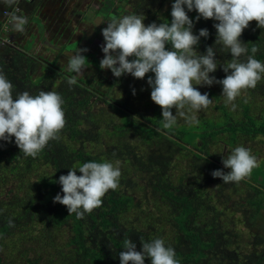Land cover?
Wrapping results in <instances>:
<instances>
[{"label": "trees", "instance_id": "trees-1", "mask_svg": "<svg viewBox=\"0 0 264 264\" xmlns=\"http://www.w3.org/2000/svg\"><path fill=\"white\" fill-rule=\"evenodd\" d=\"M20 1L29 6L33 2ZM173 2L156 0L149 5L146 25L152 22L170 23ZM165 3L169 6L162 10ZM33 9L35 4L30 12ZM12 12L13 5L0 8V29L3 25L9 26L8 14ZM188 16L194 21L193 34L198 35L200 29L209 32V36L201 37L196 46L202 54L206 47L214 46L216 30L213 25L218 22L203 18L196 20L195 10L188 12ZM7 33L13 41L6 44L0 42V70L13 84V96L24 91L33 96L41 90L51 91L50 87L59 77V83L53 91L64 100L62 109L66 123L59 133V139L50 140L35 158L25 157L15 145L14 137L13 142L0 141V180H4L5 176L19 177V173L15 172L21 171L22 175L30 173L32 168L48 167V172L37 175L35 186L29 185L27 199L19 213L11 215L0 210V247H3V241L7 238L25 231L27 226L24 225L30 222H23H28L38 214L45 233L68 229L67 233L71 234L67 237L71 249L69 253L59 254L57 264H120L119 252L124 251L126 239L135 243L139 251L141 243L151 242L155 238H162L165 246L175 249V259L179 264H264V247L240 253L241 242L238 238L241 231H236L232 225L224 226L220 218L226 216V204L230 201L226 193L229 189L226 187L245 191L243 202L246 210H242V221L246 224L244 229L250 231L248 225L252 223L249 217H256L255 214L262 210L264 189L260 184L257 186L250 182L247 177L239 182L241 186L236 182L223 183L220 178L211 175L217 169L229 171L223 164L219 165L223 154L216 149L217 144L234 146L241 139L255 141L256 138L264 141V101L255 103L252 100L254 96L264 94V82L260 85L261 89L256 86L249 92L252 99H239L236 112L231 111L224 101L219 102L220 94L210 89L207 93L214 98L212 107L216 113L209 115L214 118L207 115L200 120L198 117L199 123L192 125L177 119L175 126L164 129L161 109L151 101L150 94L145 97L137 91V79L130 74L119 78L102 75L99 77L101 79L93 77L88 82L81 77L76 79L75 85L70 86L67 81L73 76L53 68L43 70L42 66L41 73L36 74L39 62L27 53L11 29ZM240 40L248 49L240 57L242 61H246L248 55H253L251 48L255 46L258 51L253 58L264 63V28H258L256 22L251 21ZM166 47L170 48V45ZM214 51L221 53L217 56L220 66L231 59V53L227 49L222 50L221 46H215ZM151 75L148 73L139 80L147 82ZM116 92L123 97L119 99ZM143 99L148 101L145 106H139L138 101ZM96 100H102L104 105L93 112ZM87 121L97 128L96 142L104 146L99 152L70 144L71 141H83L90 136V125L80 128ZM175 152L176 156L180 153L189 156L191 161L189 165L181 167L177 174L173 163L175 157L172 156ZM105 161H119V165L122 164L125 169L121 173L118 189L108 191L102 207L90 214L86 213L83 219H77L74 213L68 215L65 206L53 203L57 193L63 196L61 186L57 183L60 175H67L69 169L78 170L87 162ZM203 167L210 173L201 177L198 172ZM76 174L79 176V171ZM212 182L216 188L213 191L206 190V185ZM151 195L154 200L153 215L146 213L148 197ZM160 206H164L165 210H161ZM131 211L137 212L136 218L127 217ZM9 221H12V226H9ZM254 221L257 219L254 218ZM251 233L256 239L255 245L264 243V232ZM53 244L51 241L50 245ZM145 264H150L148 258H145Z\"/></svg>", "mask_w": 264, "mask_h": 264}, {"label": "clouds", "instance_id": "clouds-1", "mask_svg": "<svg viewBox=\"0 0 264 264\" xmlns=\"http://www.w3.org/2000/svg\"><path fill=\"white\" fill-rule=\"evenodd\" d=\"M4 5H17L19 0H2ZM187 9V11L185 10ZM195 10L196 20H214L216 30L214 46H208L203 54L196 51L200 38H207V29H200L193 34L194 21L188 12ZM9 26L13 32L24 33L28 20L16 12L9 13ZM171 22L157 24L143 23L141 15L112 17L101 30L104 43L101 45L103 59L99 67L110 70L116 78L130 74L136 79L148 76L147 84L151 88L150 99L161 109L162 126L171 129L181 117L189 125L198 124L197 113L212 104L208 93H201L194 85L222 86L221 95L225 103L236 109L235 99L243 91L254 89L264 74V63L253 58L258 48L253 46L246 61L240 57L248 52L240 37L251 21L258 28H264V0H174L171 5ZM170 45V48L166 47ZM215 46L227 49L231 59L221 65L225 73L223 79L210 76L217 70ZM77 49L69 61L70 72L83 75L86 57ZM131 58V59H130ZM231 70V71H230ZM67 83H77L74 77ZM13 84L0 70V141L13 142L25 157L35 158L47 146L50 140L59 139V133L65 126L62 109L64 100L55 91L41 90L33 96L28 91L13 96ZM133 94H135L133 90ZM175 109V115L172 110ZM119 161L114 166L111 162H87L76 169H69L67 175H60L57 183L59 193L53 203L67 208L68 215L75 214L83 219L85 214L102 207L103 198L109 190H117L121 171ZM224 172L214 170L213 178H220L223 183H239L251 175L258 167L257 158L250 149L238 146L222 158ZM79 171L78 176L76 172ZM12 226V221H9ZM141 250L130 239L124 241V251L119 252L120 264H179L175 259V249L165 246L162 238L141 243Z\"/></svg>", "mask_w": 264, "mask_h": 264}, {"label": "rangeland", "instance_id": "rangeland-1", "mask_svg": "<svg viewBox=\"0 0 264 264\" xmlns=\"http://www.w3.org/2000/svg\"><path fill=\"white\" fill-rule=\"evenodd\" d=\"M114 1V2H113ZM156 0H93V8L92 12L96 13L97 18L101 20H98L95 17V14L92 15L91 23L89 24L87 21H85L83 24L80 25V22L75 18V16H70L72 12L71 10L66 11V13H70L68 16L71 18H67L66 16L63 18H59V15L63 13L60 11H56V7L50 9V12L53 11L52 17H42V16H36L35 18L32 14H30L26 10H19V16H25L28 20L27 25L25 26V32L24 33H17L14 32L16 35H19L18 42L23 44V47L25 46L27 53L29 55H32L36 61L39 62L38 67H36V74H40L42 71V66H44L43 70H47V68H53L54 70H57L58 72H61L62 74L68 75V76H75L76 79H80L82 77V80L85 82L91 81L93 77H96V79L100 76L104 75L108 78H112L113 75L110 70L107 69H101L99 67L101 59H103V52L101 50V45L104 43L103 36L101 34V30L106 27L107 23L110 21L112 16L114 17H123L124 15H130L135 14V12H132L131 10L133 7L136 8L137 5L139 9H137L136 15L144 16L145 19L143 23L146 25L147 23V12L149 13L148 6L152 3H155ZM110 3H112V9L110 10ZM35 4L34 2L32 5ZM158 4V3H157ZM98 8H95V6ZM104 6V7H103ZM169 5L164 4L162 10L167 8ZM4 7V6H0ZM146 10V11H145ZM18 12V11H17ZM74 14V13H73ZM112 14V15H111ZM64 15V14H63ZM32 16V17H29ZM68 27L66 29H62L63 37L57 38L56 35H59V28H60V22L62 20H66ZM90 19V18H89ZM41 20L43 22V25L45 27H42L45 31H40L38 26V21ZM86 24V25H85ZM89 24V27L87 26ZM98 24V25H97ZM103 24V25H102ZM85 25V26H84ZM85 27V29H81L83 32L84 30L88 33L93 34V40L90 41V37L86 38H77L78 30L80 28ZM2 29L5 31L9 30L8 26H2ZM56 30V32H54ZM4 31H2L4 33ZM87 37V36H86ZM9 38V37H7ZM10 39V38H9ZM49 40L56 41V48L52 47L48 42ZM69 41L72 45V43L77 44L74 46V50L71 49H65L63 48V44ZM90 41V42H89ZM77 42V43H76ZM62 46V47H61ZM87 49L86 52H82L81 54L86 57L85 60V66L83 75H77L74 72H70L68 70L69 68V61L71 57L75 54L77 49ZM196 51L199 53V50L196 49ZM205 52V51H204ZM203 52V53H204ZM202 53V54H203ZM221 55L219 52H215V59ZM218 56V57H217ZM217 70L214 73H210V76L216 77L217 80L223 79L225 77V73L222 71V67L219 65ZM226 63H222V65H226ZM59 77H56L55 83L53 84V87H50L51 91H53V88H55L59 83ZM264 82V78L261 79L260 82L257 83V87L260 88V85ZM137 83V91L141 92L143 96H147L151 92V88L147 84L146 81L141 82L139 79L136 80ZM106 87V86H105ZM202 94L207 93L208 90L213 89L217 91L220 94L219 102H225V98L221 95L222 93V86L219 84H213L212 86H200V85H194ZM104 88V86H103ZM99 89V88H98ZM102 90V88H100ZM115 88L114 90H116ZM119 90V89H118ZM252 89H248L246 91H243L240 96H238L234 103L236 104V109L232 110L231 105L228 104V108L231 111H235L238 109V101L242 97H246L248 100L252 99V95L249 94V92ZM115 95L121 99L123 97L122 94L115 93ZM209 99H212V104L214 102V98L209 97ZM94 100V99H92ZM255 103L264 101V94L261 93L259 96H254L252 99ZM148 100H140L138 101L139 106H145V103ZM212 104L207 108L199 111L197 113V117L201 118L204 116H207L211 113H216V111L213 109ZM104 105V102L102 100H96V103L93 105V112H96L100 109L101 106ZM173 114L175 115V109L172 110ZM234 113V112H233ZM210 116V115H209ZM236 118L239 117V115H234ZM205 118V117H204ZM209 118H214V116H210ZM218 118V117H217ZM181 123H185V120L181 117L177 118ZM89 121V120H88ZM88 121L80 126L81 129L86 128L88 125V132L90 136L88 138H84L83 141H71L70 144L73 146L82 147L84 150L88 151H95L99 152L104 146L101 145V142H96V129L94 125H91L88 123ZM184 121V122H183ZM264 140V138H262ZM238 146H243L245 148L250 149L251 154L254 155L257 158L259 166L254 168L251 172V175L248 176V180L250 182H253L257 186H262V189H264V141H261L260 138H256L255 141H251L249 139H241L239 142H237L234 146H228V145H221L217 144L216 149L220 151L224 156H227L232 152V150ZM142 150V148L140 149ZM173 163L176 167L175 173L180 172L181 167L185 165H189L191 162L189 159V156H186L185 154H178L176 156V152L174 155H172ZM113 165H116V162H112ZM219 165H222V162H219ZM120 171L125 169V167L120 164L119 165ZM21 171L15 172L19 173V177H6L4 180H0V210L3 212H7L8 214H15L19 213L21 211V205L25 203V199H27V190L29 188V185H34L37 180V175L39 173L48 172L47 166H42L39 168H32L30 173L27 174H20ZM210 171L208 169H205L204 167L201 168L198 172V174L203 177L209 174ZM21 175V177H20ZM200 178V177H199ZM175 179V178H174ZM19 181V182H18ZM202 181V178H201ZM219 183V182H218ZM217 183V184H218ZM260 184V185H259ZM239 185L242 186L241 183ZM237 185L236 187H239ZM35 186V185H34ZM206 190L213 191L216 188V184L214 182L209 183L206 185ZM229 190L226 191V193L229 196V202L226 204L227 213L226 216H221L222 224L229 225V227L232 225L233 228H235L236 231H241L240 237L238 240L241 242L239 243V247L241 249L240 253H246L250 250H260L264 247V243H261L260 245H255L254 242L256 239L253 237V233L257 231L258 233L264 232V202L262 203L263 207L261 211L257 212L255 215L256 217H249V222L252 223V227H250V231L244 229V226L246 225L243 221V211L246 210V206L244 205V199H245V191H238L237 188H231L226 187ZM8 193V195H6ZM21 201V202H17ZM153 196L148 197V206L146 207V213L153 215L154 209H153ZM160 204V203H158ZM161 210H165L164 206H160ZM248 210V209H247ZM252 210V208H251ZM249 211V210H248ZM250 212V211H249ZM37 218H36V217ZM137 212L131 211L127 214L128 218H136ZM150 217V216H149ZM34 218H36L35 221ZM151 218V217H150ZM256 218L257 221L253 222V219ZM232 220V222H230ZM23 222V221H21ZM30 222V223H29ZM26 224L24 226H27V229L23 231L22 233H15L12 235V237L9 239L7 238L5 241H3V247H0V257L2 264H27V261H29V264H57L56 258L59 256L60 253L66 254L69 253V250L71 249V246L67 244V237H69L71 234L67 233L68 229H65L62 232H56L55 230H52L50 233H45L43 230V221L41 218L38 217V214H35L33 219L29 220L28 222H23ZM53 241L55 245H50V242ZM243 242V243H242ZM247 242V244H246ZM235 246V245H234Z\"/></svg>", "mask_w": 264, "mask_h": 264}, {"label": "crops", "instance_id": "crops-1", "mask_svg": "<svg viewBox=\"0 0 264 264\" xmlns=\"http://www.w3.org/2000/svg\"><path fill=\"white\" fill-rule=\"evenodd\" d=\"M33 2L35 3V10L33 9L32 12H30V9H31V7L34 4L29 6L28 3L20 1L19 4H18V8H19L20 11L23 10V9L28 11L33 16L37 15V16H42V17H52L53 16V11L50 12V9L56 7V11H58L60 9V11L63 12V13H61L59 15V18H63L65 16L67 18H71L70 16H73V17L75 16V18L80 22V25L83 24L85 21H87L90 24L93 14H95V17L97 18L96 13L92 12L93 0H33ZM33 2H31V3H33ZM0 6H4L2 0H0ZM71 8L73 9V12H72ZM95 8H98V7L95 6ZM68 9L71 10V12H72L70 16H68L70 13H68V12L66 13V11H69ZM15 12H16L17 15H19V13H20L19 11L18 12L15 11ZM29 17H32V16H29ZM34 17L37 18L36 16H34ZM101 19L102 18H100V19L97 18V23H98V20H100V23H101V21H102ZM67 21H68V19H66L64 21L62 20V22H60V28H59L60 31H58L59 35L58 34L56 35L57 38L60 39V38L63 37V32L64 31L62 32V29H66L68 27ZM89 24L87 25L88 27H89ZM4 26H6V25H4ZM38 26L40 27L39 28L40 31H45L42 28V27H45V26L43 25V22H41V20L38 21ZM8 28L10 29V26H8ZM81 29H85L86 30L85 27L80 28V30H78V35L79 36L77 38H82V39L86 38L87 39L88 37H90L89 40L92 41L93 40L92 32L88 33L85 30L82 32ZM2 31H4V30L1 28L0 29V34L2 36L10 38V34H8L6 30L4 31V33ZM54 32H56V30ZM15 36L18 37L19 35H15ZM11 41H13V40H11ZM48 43L52 47L56 48V41L54 42V40H49ZM76 45L77 44H75V43H72V45H71V43L69 41H66L63 44V48L74 50V46H76Z\"/></svg>", "mask_w": 264, "mask_h": 264}, {"label": "built area", "instance_id": "built-area-1", "mask_svg": "<svg viewBox=\"0 0 264 264\" xmlns=\"http://www.w3.org/2000/svg\"><path fill=\"white\" fill-rule=\"evenodd\" d=\"M27 1H32V0H27ZM16 9H17V5H14V6H13V10L16 11ZM4 13H7V12L5 11ZM0 42H1V44H6V43H10L11 40H10L9 38L4 37V36H2V35L0 34Z\"/></svg>", "mask_w": 264, "mask_h": 264}, {"label": "flooded vegetation", "instance_id": "flooded-vegetation-1", "mask_svg": "<svg viewBox=\"0 0 264 264\" xmlns=\"http://www.w3.org/2000/svg\"><path fill=\"white\" fill-rule=\"evenodd\" d=\"M124 1H128V0H124ZM109 5H110V10H111L113 4L111 3V4H109ZM138 6H139V5L136 6L137 9H139ZM103 7H104V6H103ZM136 8L133 7V9L131 10L132 12H135V15H136V13H137V9H136ZM111 15H112V14H111ZM112 17H114V16H112Z\"/></svg>", "mask_w": 264, "mask_h": 264}, {"label": "water", "instance_id": "water-1", "mask_svg": "<svg viewBox=\"0 0 264 264\" xmlns=\"http://www.w3.org/2000/svg\"><path fill=\"white\" fill-rule=\"evenodd\" d=\"M111 4V3H110Z\"/></svg>", "mask_w": 264, "mask_h": 264}]
</instances>
